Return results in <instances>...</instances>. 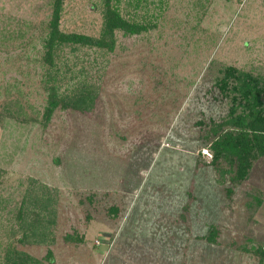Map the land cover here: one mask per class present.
Instances as JSON below:
<instances>
[{
  "label": "rangeland",
  "instance_id": "obj_1",
  "mask_svg": "<svg viewBox=\"0 0 264 264\" xmlns=\"http://www.w3.org/2000/svg\"><path fill=\"white\" fill-rule=\"evenodd\" d=\"M118 3L150 25L116 31L111 50L64 46L50 68L53 0H0V264L11 243L41 260L51 249L53 264H264L253 249H264V156L232 181L209 146L232 104L219 68L264 77V0ZM106 8L62 0L59 27L100 37ZM49 71L60 92L92 81L93 107L46 120ZM40 196L52 200L53 242L26 243L17 214Z\"/></svg>",
  "mask_w": 264,
  "mask_h": 264
},
{
  "label": "trees",
  "instance_id": "obj_2",
  "mask_svg": "<svg viewBox=\"0 0 264 264\" xmlns=\"http://www.w3.org/2000/svg\"><path fill=\"white\" fill-rule=\"evenodd\" d=\"M119 0L110 5L111 0H105L106 10L103 17V28L100 37H92L83 33L65 32L60 29V12L62 0H53V12L49 21V30L43 39L45 48L44 59L51 68L55 67L57 57L64 46L74 51L78 46H96L104 49H113L115 44V33L121 30L123 34L140 33L150 25L147 17L142 15L122 14L119 8ZM135 5V4H134ZM137 5V4H136ZM135 5V6H136ZM138 6V5H137ZM57 73V72H56ZM51 73L46 82L49 95L48 102L43 112L47 120L56 107L66 108L71 106L78 110H87L93 107L98 90L92 81L76 80L69 90L60 92V83L57 82L58 74ZM79 82V83H78ZM71 83V82H70ZM215 84L220 92L225 96H230L232 104L230 106V116L223 123L211 127L212 138L210 149L213 153L212 162L216 163L223 159L230 168L224 170L231 176L232 181H243L248 177L253 161L264 156V77L260 74H253L252 71L245 69L225 66L219 68V75L216 77ZM20 105L17 104V107ZM11 108V106H9ZM239 110V111H238ZM228 127V128H226ZM29 204H33L30 210L22 205L28 204L23 200L17 214L20 228V239L31 244L53 242L52 226L55 224V211L48 204L52 200L47 197H37L29 199ZM21 207H23L21 209ZM109 211L114 215L118 212L117 208H110ZM215 228L208 234V240L215 239ZM66 240L81 242L82 236L65 235ZM257 250L258 262L264 263V249L262 246H254ZM54 258L51 249H48L44 259H37L22 250L15 249L13 243L8 244L5 260L3 264H53Z\"/></svg>",
  "mask_w": 264,
  "mask_h": 264
}]
</instances>
